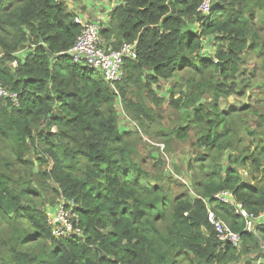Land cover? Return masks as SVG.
I'll use <instances>...</instances> for the list:
<instances>
[{
    "label": "trees",
    "instance_id": "obj_1",
    "mask_svg": "<svg viewBox=\"0 0 264 264\" xmlns=\"http://www.w3.org/2000/svg\"><path fill=\"white\" fill-rule=\"evenodd\" d=\"M111 1L101 36L116 49L137 42L138 53L116 89L67 54L82 27L66 0H0V83L18 101L0 94V264H264L263 221L250 232L215 199L231 191L250 214L264 213V116L250 128V108H220L231 95L264 92V0H211L207 15L203 0ZM211 39L213 57L203 54ZM184 72L191 90L171 94L178 88V122L154 133L144 92L158 105L152 87ZM120 104L162 152L195 138L201 154L186 166L199 172L186 192L146 169L139 133L120 128ZM61 196L82 236L53 234L48 208ZM208 208L241 235L239 246L219 240Z\"/></svg>",
    "mask_w": 264,
    "mask_h": 264
},
{
    "label": "rangeland",
    "instance_id": "obj_2",
    "mask_svg": "<svg viewBox=\"0 0 264 264\" xmlns=\"http://www.w3.org/2000/svg\"><path fill=\"white\" fill-rule=\"evenodd\" d=\"M95 1V3H94ZM99 0H72L71 3L75 8L79 4L80 7L83 6V4H86L91 7L90 4H93L94 7L97 5ZM105 4L112 3L110 6H113L116 4V2L111 0H104ZM96 13L100 12V6L97 7ZM85 9V8H84ZM87 9V8H86ZM109 7H106V10H108ZM80 10H83V8H80ZM256 31L260 35L262 41H264V26L260 23H257L256 25ZM193 28V26H192ZM197 28V27H195ZM199 29V26H198ZM217 52V46H216V40L211 39L207 40L203 49V54L206 56L213 57V55ZM16 65V64H15ZM14 65V66H15ZM253 67L250 62H248L247 66L245 67V70L249 73L253 71ZM187 73H180L177 80L171 79L168 81H163L160 83L159 87L154 86L152 87V90H155L158 99H160L162 102L156 104V101H154L151 98V93H148V91L144 92V101L148 103L149 107L156 113L157 115V122L153 124V131L155 133V129L159 126H164L168 129L176 126L177 118L181 115L180 109L176 108L174 105L171 104V97L173 96V99L177 100L179 98L178 88L175 89L176 93L174 95L172 94V91L174 90L175 86L182 87V90H191V88L186 87L188 85L187 82ZM177 82L179 84L177 85ZM180 89V88H179ZM208 98H205L206 100H209L210 96H207ZM262 100V101H261ZM250 108L251 112H246L248 116V126L250 128H255L257 126L256 122L259 121V116H264V92L258 90H251L248 89L246 94L243 96H237V95H231L228 100L221 99L220 101V108L224 111H230L234 109H244V108ZM120 111L122 112V118L120 119V128L121 130H130V131H137L140 138V146H139V153L140 156L145 160V167L148 171L152 172L153 174L160 175L164 178V181L167 186L172 188V191L177 194H181V192H186L185 188H190L191 186V180L194 176V173L197 171L195 166V170L188 169L186 166V160H188L191 157H195L201 154V151L195 147V138L192 136V138L186 142L183 141H176L173 146L171 147V151L162 152L159 148V144L154 137H149L145 134L143 128L141 125L134 120L130 119L124 111L123 105L120 104ZM258 114L257 119L254 118V114ZM163 147V146H162ZM164 164L163 166H160L157 163ZM39 169V168H38ZM159 171V172H158ZM199 172V171H197ZM162 173V174H161ZM244 178L246 177V173L243 172ZM164 175V176H163ZM202 178L201 174L198 175ZM51 203L50 201H47L45 204L48 205ZM54 207V205H53ZM53 207L48 208V216L50 220H52L55 216V210ZM191 254V253H190ZM190 259V258H189ZM186 264H194L191 262H187Z\"/></svg>",
    "mask_w": 264,
    "mask_h": 264
},
{
    "label": "built area",
    "instance_id": "obj_3",
    "mask_svg": "<svg viewBox=\"0 0 264 264\" xmlns=\"http://www.w3.org/2000/svg\"><path fill=\"white\" fill-rule=\"evenodd\" d=\"M211 4V0H203L199 7V12L204 15L209 14ZM75 23L82 27V31L75 45L67 54L72 57L74 64L97 70L101 73L104 80L116 89V85L122 83L125 78V60L137 59V42L124 43L116 49L106 45L105 40L101 36V30L103 29L101 20L94 22L83 20L76 16ZM0 94L12 98L15 102L17 101V96L5 90L1 83ZM215 198L221 203L235 207L237 214H240L246 220L248 231L254 230L257 221L261 220L264 223V214L259 217L250 214L241 203H235V197L231 191H222L216 194ZM58 201L54 206L53 234L64 238L82 236L84 232L83 228L70 201L68 202L63 196L58 198ZM68 205H71V207H68ZM209 221L214 226L219 240L230 243L233 246L240 245V234L232 231L223 221L218 220L216 215L211 211L209 212Z\"/></svg>",
    "mask_w": 264,
    "mask_h": 264
},
{
    "label": "crops",
    "instance_id": "obj_4",
    "mask_svg": "<svg viewBox=\"0 0 264 264\" xmlns=\"http://www.w3.org/2000/svg\"><path fill=\"white\" fill-rule=\"evenodd\" d=\"M71 1L72 0H66L67 7L71 13L82 18L83 20L94 21V22L101 20L103 23V27L108 26L109 19H110V13L113 9L112 6H110L112 3L111 4L110 3L105 4L103 2L104 0H99L95 7L93 4H90L91 7H89L85 2V4H83V6L80 7L79 5H82V4H79L77 6V8H75V6L72 5ZM80 1H82V0H80ZM114 2H116V1H114ZM94 3H95V1H94ZM99 6H100V12L96 13V11L98 9L97 7H99ZM106 7H109V9L106 10ZM80 8H83V10H80Z\"/></svg>",
    "mask_w": 264,
    "mask_h": 264
},
{
    "label": "clouds",
    "instance_id": "obj_5",
    "mask_svg": "<svg viewBox=\"0 0 264 264\" xmlns=\"http://www.w3.org/2000/svg\"><path fill=\"white\" fill-rule=\"evenodd\" d=\"M212 5V4H211ZM216 199V198H215ZM220 202V201H219ZM222 204H224V203H222ZM213 212L215 215H216V213L211 209V208H208V221H209V212ZM264 214V213H263ZM216 218L218 219V220H221V221H223L222 219H220V218H218V216L216 215ZM225 224H227L225 221H223ZM50 223H52V221L50 220ZM209 223H210V221H209ZM210 225L213 227V229H214V231H215V228H214V226L210 223ZM228 225V224H227ZM229 226V225H228ZM230 227V226H229ZM231 228V227H230ZM232 229V228H231ZM233 231V230H232ZM235 232V231H234ZM215 233H216V231H215ZM236 233H238V232H236ZM241 236V235H240Z\"/></svg>",
    "mask_w": 264,
    "mask_h": 264
}]
</instances>
